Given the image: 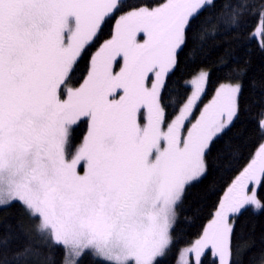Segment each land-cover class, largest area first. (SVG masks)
Masks as SVG:
<instances>
[{
  "label": "snow or ice",
  "instance_id": "6c2138e0",
  "mask_svg": "<svg viewBox=\"0 0 264 264\" xmlns=\"http://www.w3.org/2000/svg\"><path fill=\"white\" fill-rule=\"evenodd\" d=\"M220 7L211 11L215 0H0V207L18 204L28 221L17 225L23 246L0 264H46L57 247L62 264L86 254L97 264H161L175 242L177 209L208 175L209 157L215 152V166L226 161V169L239 159V147L224 140L240 113L238 74L225 76L195 122L207 72L191 81L178 113L169 101L181 58L195 62L208 36L222 25L235 31L255 6ZM252 14L258 25L249 38L259 37L264 50V0ZM257 124L264 140V111ZM261 189L264 143L176 264H190L189 256L202 264L208 252L212 264H243L232 244L235 222L249 206L264 210ZM12 235H0V250ZM249 264H264V253Z\"/></svg>",
  "mask_w": 264,
  "mask_h": 264
},
{
  "label": "trees",
  "instance_id": "16d2710c",
  "mask_svg": "<svg viewBox=\"0 0 264 264\" xmlns=\"http://www.w3.org/2000/svg\"><path fill=\"white\" fill-rule=\"evenodd\" d=\"M215 2L217 8L211 10L213 12H220V6L225 3L233 5L242 3L255 7L245 12L241 26L235 31H225V27L229 25H222L219 27L220 35L215 38L208 36L203 52L195 62L181 58L175 75L169 81L171 88L169 101L178 113L179 107H182L191 95V81L200 70H206L208 71L206 89L201 103L194 111L196 113L215 94L219 85L226 82V75L238 74L243 86L239 97L240 113L224 140L231 141L233 148L239 147V159L230 169H226L223 166L226 161H221L222 166L219 168L215 166V152L209 157L208 175L188 188L183 203L177 209L178 221L173 230L175 242L161 264H176L180 249L189 246L200 237L234 177L245 166L259 144L264 143L257 124L258 114L264 111V50L259 47L258 38H249V34L258 25V18L252 13L259 10L262 0H215ZM222 14L227 19L231 16V10L223 9ZM204 15L207 16L208 12L206 11ZM213 23H216L215 16ZM114 24L115 19L105 26L104 39L109 37ZM208 27L211 29L212 24ZM95 50L91 48L89 53H94ZM86 64L87 58L81 61V70ZM173 81L175 83H172ZM85 132L86 125H81L76 130L77 144ZM259 195L264 199V189L260 190ZM18 223H28L18 204L0 207V235L7 236L10 232L13 233L8 244L0 250V258H9L12 251L23 246L25 237L19 233ZM232 244L234 249L237 245L240 246L243 264H249L251 259L258 258L264 253V210L256 211L251 206L242 210L235 222ZM50 255L51 260L46 264H62L64 249L61 247L50 249ZM79 264L97 262L90 254H86ZM191 264H195L193 258ZM202 264H212L210 252L202 257Z\"/></svg>",
  "mask_w": 264,
  "mask_h": 264
},
{
  "label": "rangeland",
  "instance_id": "374dc122",
  "mask_svg": "<svg viewBox=\"0 0 264 264\" xmlns=\"http://www.w3.org/2000/svg\"><path fill=\"white\" fill-rule=\"evenodd\" d=\"M258 39H259V37H257ZM205 72H207V74H208V71H206V70H204ZM207 79H208V75H207ZM206 84H207V80H206V83H204V85H203V89H204V91H203V93L201 94V97H200V99L197 101V104H196V107L194 108V111H195V109L199 106V104L201 103V100H202V98H203V96H204V93H205V89H206ZM191 86H192V92H193V90H194V85L191 83ZM192 92H191V94H192ZM216 93V92H215ZM191 96V95H190ZM215 96V94L208 100V101H206V103L205 104H203L200 108H199V111L198 112H194L193 113V118H192V122H195V117H198L199 116V113H200V111L201 110H203V108H204V106L206 105V104H208L212 99H213V97ZM189 127H190V125H189ZM251 187V186H250ZM256 211H260V210H256ZM188 259H189V261H190V264H191V261H192V257L191 256H189L188 257Z\"/></svg>",
  "mask_w": 264,
  "mask_h": 264
}]
</instances>
